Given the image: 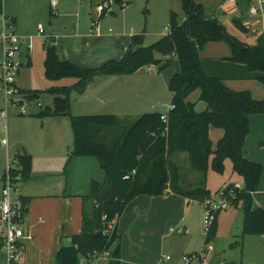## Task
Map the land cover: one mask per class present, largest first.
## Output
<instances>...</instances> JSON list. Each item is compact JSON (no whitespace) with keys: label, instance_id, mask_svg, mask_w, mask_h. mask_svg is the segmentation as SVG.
<instances>
[{"label":"rangeland","instance_id":"rangeland-1","mask_svg":"<svg viewBox=\"0 0 264 264\" xmlns=\"http://www.w3.org/2000/svg\"><path fill=\"white\" fill-rule=\"evenodd\" d=\"M48 2L5 0L6 11L9 10L17 17L18 32L32 37L27 64L23 59L26 49L22 47L21 52L17 53L18 59L25 64L17 77L18 85L25 91H37L39 94L36 100L42 106L37 107L36 101H25L27 114L21 115L17 107H10L6 120L0 118V175L6 168L7 155L14 157L21 147L32 157L27 184L17 185L21 196L27 197L29 205L24 219V264H55L59 240L67 243L69 232L74 231L75 234L80 231L79 196L89 194L92 180L101 181L104 178L95 158H69L72 130L68 117L36 116L40 111L52 108L53 96L45 92L47 88L51 85L69 86L74 82L72 79H63L51 83L44 78L43 59L48 42L46 37L54 38L51 43L55 45L59 58L70 60L80 67L97 68L104 60H120L133 35L143 34V46L154 44L167 32L170 12L183 14L179 0H113L111 9L97 21L100 13L96 11V4L99 0H57L56 13L55 9H50ZM202 2L203 14L214 13L230 35L246 44H255L256 38L264 33V9L255 16L249 15L247 10L242 18L238 16L240 8L235 4L216 9L217 0ZM233 15L244 22L246 33L233 26ZM37 24L43 27L44 36L38 34ZM219 61L245 67L233 63L229 58L207 61L209 65L213 62L219 68L220 72L216 76L227 80L225 70L229 69L226 65L221 66ZM173 62L175 60L165 68L163 63L147 65L132 74L115 75L109 84H106L108 80L95 78L87 88H102V92L90 93L87 88L82 93L72 91L69 95L70 114L115 115L126 118L125 123L129 126L143 113L167 112L171 99L168 82L172 71L177 67V64L172 65ZM244 73L246 75L233 73L237 76L233 79L257 83L264 89V84L258 80L262 74L248 72L246 68ZM220 77L215 78L221 79ZM105 96L111 98L103 99ZM198 97L199 90L191 93L188 99L196 100ZM201 105L202 103H198L197 110ZM2 139L6 141L7 149L2 147ZM250 139L256 142L258 148L259 143H262L264 149V126L255 125ZM261 157L264 158V152ZM173 158L185 177L189 176L187 155L177 153ZM258 163L264 169L263 159ZM19 167L22 169L20 162ZM193 173L196 176L195 182L191 181L194 180L193 177H187L184 181H190L186 188L188 190L205 186L214 194L226 184L241 182V178L232 172L228 160L225 161L222 174L213 172L210 166L205 179L201 174ZM166 197V193L158 197L138 196L135 198L136 203H147L146 206L142 205L143 210L136 207L135 216L132 215L134 209L131 210V206L123 211L119 223L121 264H182L185 254L200 253L205 245L201 225L203 205L192 201L187 205L189 209L184 211L178 195L170 196V199ZM237 206L216 214L214 236L206 243L212 247L207 256V264H264V235L242 236V204ZM31 210H34L33 217L30 215ZM185 227L190 228V234L169 232L171 228L184 230ZM34 229L41 231L37 235L38 240L34 236ZM166 257L168 260H164ZM190 264H199V261L193 259Z\"/></svg>","mask_w":264,"mask_h":264},{"label":"trees","instance_id":"trees-1","mask_svg":"<svg viewBox=\"0 0 264 264\" xmlns=\"http://www.w3.org/2000/svg\"><path fill=\"white\" fill-rule=\"evenodd\" d=\"M179 1L185 16L181 23L178 15L170 12L167 32L154 44L143 46V34L133 35L120 60H108L100 67L85 68L60 60L54 44L49 42L45 47L44 78L51 83L63 79L74 82L47 88L45 92L53 96L52 108L36 116L68 117L72 130L69 158L93 157L104 174L101 182L92 180L89 194L81 197L80 232L68 244L60 245L55 264H79L82 257L102 251L110 252L111 260L107 264H120L116 230L107 239L102 234L105 225L102 216L106 215V221L115 217L118 220L127 204L138 196L158 197L169 191L198 202L211 196L205 186L190 190L179 186V171L171 161L177 153H185L190 169L204 179L209 166L213 172L222 174L228 160L232 172L241 178L242 188L228 185L221 190H232L235 199L231 204H242V236L264 235V208H252V194L259 188L263 167L243 155L249 116L264 114V99L256 100L248 91H233L221 79L208 76L198 54L207 43L224 41L231 49L229 60L245 66L248 72L262 74L258 80L264 84V33L256 38L255 44H246L230 35L218 20L206 18L201 5L193 0ZM103 16L104 13L98 19ZM231 22L240 32H247L241 19ZM173 60L178 71L168 82L171 108L165 112L167 124L160 120L164 113L156 111L140 115L129 126L126 118L115 115L70 114V93H82L95 78L132 74L147 65L163 63L165 68ZM197 90L198 102L206 105L201 112L195 110V103L187 100ZM26 93L30 99H37L39 94ZM123 123L126 125L122 127ZM209 128L223 131L214 150L208 137ZM16 156L25 180L29 177L31 158L26 154ZM23 202L25 205L26 200ZM215 226L216 217L204 244L214 236Z\"/></svg>","mask_w":264,"mask_h":264},{"label":"built area","instance_id":"built-area-1","mask_svg":"<svg viewBox=\"0 0 264 264\" xmlns=\"http://www.w3.org/2000/svg\"><path fill=\"white\" fill-rule=\"evenodd\" d=\"M113 0H99L96 4L97 13L105 14L111 9ZM125 1V0H121ZM246 1L249 3L248 13L251 16L260 14L263 11L264 0H227V3ZM57 0H50V6L55 9ZM55 12V11H54ZM98 16V18H99ZM97 18V21H98ZM38 34H43L41 25H38ZM31 36L19 35L14 23L4 14H0V118L6 120L10 107H17L19 114L25 115L26 102L36 101L37 107L41 104L36 99H30L29 94L22 91L17 85V77L21 68L25 65L18 57L22 47L26 49V56L29 55V43ZM27 45V46H25ZM27 64V61H26ZM170 105L168 110L170 109ZM167 110V111H168ZM167 113L160 116V120L167 124ZM167 128L164 129L165 135ZM2 147L6 148V141L1 140ZM6 168L0 176V264H23L25 247L24 239V219L26 208L17 185L23 181L21 168L19 167L18 156L7 155ZM134 174V171L130 173ZM128 178V176H124ZM235 188L240 189L238 186ZM234 198L232 190L228 192L219 191L202 200L204 208L202 218V234L204 239L208 236L210 228L219 211L227 210L231 206ZM105 221L102 234L107 238L113 235L117 226V218L106 221V215L102 216ZM170 233L182 234V229H169ZM212 247L206 243L200 253L183 256L182 264H190L193 259H198L199 264H207V256L211 253ZM111 260L109 251L93 252L87 257H82L79 264H101ZM164 260H168L166 257ZM218 264H225L220 262Z\"/></svg>","mask_w":264,"mask_h":264},{"label":"crops","instance_id":"crops-1","mask_svg":"<svg viewBox=\"0 0 264 264\" xmlns=\"http://www.w3.org/2000/svg\"><path fill=\"white\" fill-rule=\"evenodd\" d=\"M49 2H48V5H49V7H50V9L52 10V8H51V6H50V0H48ZM196 4H199V5H202V0H193ZM90 3H91V1H89ZM81 3V2H80ZM217 5H218V7L216 8V9H220V8H222V7H225V6H228V5H232V4H235V6L236 7H239L240 8V11L237 13L238 14V16H241L242 18H243V16H244V14H246L247 13V10H248V8H249V4H248V6L246 5V3L243 1H239V2H236V3H227V0H217ZM243 4H244V6H243ZM57 6V5H56ZM244 7H246V9H244ZM263 9H264V7H263ZM246 10V11H245ZM215 11V10H214ZM55 13H56V8H55ZM0 14H4L5 16H7L13 23H14V25H15V27H16V31H17V33L19 34V35H23V36H29V35H25L24 33H20V32H18V28H17V17H16V15L15 14H12L9 10L8 11H6V3H5V0H0ZM177 14V13H176ZM240 14V15H239ZM249 14V13H248ZM97 15V14H96ZM178 15V14H177ZM204 16L206 17V18H214V19H216V20H218L217 18H216V16H215V14L214 13H207V14H204ZM77 17H79V16H77ZM104 17V16H103ZM103 17H101L100 19H98V21L99 20H101ZM234 18H236V19H238V17L236 16V15H233V17L231 18V20L232 19H234ZM185 19V16H184V14H179L178 15V21H179V23H181L183 20ZM94 20V18H92L91 19V21H93ZM219 21V20H218ZM220 22V21H219ZM221 23V22H220ZM243 24V26H245L244 25V22L242 23ZM38 25H40V24H37V27H38ZM246 27V26H245ZM42 29H43V27H42ZM37 30H38V28H37ZM252 32V31H251ZM252 33H254V32H252ZM166 34V33H165ZM45 35V31H44V29H43V34L41 35V36H44ZM254 35H255V33H254ZM48 39V40H47ZM46 40L48 41V42H46V43H51L52 41H54V38L51 36V37H46ZM45 40V41H46ZM198 54H199V57H200V59H201V61H202V65H203V68H204V71H205V73L208 75V76H210V77H220V76H216V75H218L217 73L218 72H220V70H219V68L215 65V64H213V62H211V64L209 65V63L207 62V61H211V59H228V58H230V55H231V49H230V46H229V44L228 43H226V42H224V41H220V42H212V43H207L201 50H199V52H198ZM23 59H25L26 61H27V63H28V61H29V55L28 56H26V53H23ZM111 59H114V58H111ZM111 59H107V61L108 60H111ZM44 60V59H43ZM60 60H64V59H61L60 58ZM206 60V62H204ZM65 61V60H64ZM66 61H70V60H66ZM70 62H72V61H70ZM106 62V60H104L103 61V63H105ZM220 62V61H219ZM73 63V62H72ZM102 63V64H103ZM101 64V65H102ZM176 64H177V62L175 61V62H173L172 63V65L174 66H176ZM220 64H221V66H223V65H226L227 67H228V71H226L225 70V73L227 74V76H228V80L227 79H224V78H222V77H220L221 78V80H223V83L229 88V89H231V90H238V91H243V90H246V91H249L250 92V94L252 95V97L254 98V99H256V100H261V99H264V89H262L257 83H251V82H249V81H241V82H238V81H236V80H234L233 79V77H237V76H234V74L235 75H246L245 73H244V71H245V67L243 68V67H237V66H235V65H231V64H229V63H225V62H220ZM178 71V65H177V67H176V69L175 70H173L172 71V74H171V76L175 73V72H177ZM223 71V70H222ZM234 73V74H233ZM19 75V74H18ZM116 76L114 75V76H108V77H100V78H97L98 80H108L107 82H106V84H109L110 83V81H112V80H114V78H115ZM170 79V78H169ZM17 85H18V82H17ZM96 86V85H95ZM102 86H104V85H102ZM18 87H19V85H18ZM20 88V87H19ZM21 89V88H20ZM88 89V88H87ZM22 91H24V92H31V91H35V90H27V91H25V90H23V89H21ZM89 90V92L90 93H101L102 92V88H100V89H95V87H92L91 89H88ZM106 97H108V96H105V97H103V99L104 98H106ZM114 97V96H113ZM108 98H111V96H109ZM187 100L188 101H190V102H193V103H195V110L197 111V112H201V111H203V110H205V108H206V105L204 104V103H202V102H198V98L196 99V100H189L188 98H187ZM100 102H102L103 103V100H101ZM198 103H202V105L200 106V108L197 110V107H198ZM148 113V112H147ZM144 114V113H143ZM92 115H109V114H92ZM257 126V125H260V126H264V114H259V115H250L249 116V134H248V136L246 137V139H245V142H244V146H243V155H244V157L247 159V160H250V161H253V162H259L260 161V159H263V161H264V158H262L261 157V153L262 152H264V149H263V144L262 143H259L260 144V147L258 148L257 147V145H256V142H253L250 138H251V134H252V132H253V128H254V126ZM222 135H223V131L222 130H220V129H215V128H209V131H208V137L210 138V141H211V146H212V150H214L215 149V147H216V144H217V142H218V140L222 137ZM214 145H215V147H214ZM20 152L22 153V154H20ZM23 154H26V155H29L30 156V158H31V161H32V157H31V155L29 154V153H27L22 147L20 148V150L18 151V152H16L15 153V155H23ZM176 154H174L171 158V161H172V163H174L175 165H176V163H175V158H173L174 156H175ZM183 156H184V154H182ZM185 157V156H184ZM257 162V163H258ZM177 166V165H176ZM177 168H178V171H179V181H178V184H179V186L182 188V189H184V190H186V188H188L189 187V185H190V181L188 180V183H186V182H184L185 181V179L187 178V177H193L192 179H194V180H191V181H193V182H195V175H194V173H193V171L190 169V167H189V171H187V173L189 174V176H187V177H185V175L183 174L184 172L182 171V169L181 168H179L178 166H177ZM3 174V173H2ZM1 174V175H2ZM0 175V176H1ZM103 180V179H102ZM101 180V181H102ZM101 181H98V182H101ZM27 182H28V178L27 179H25L21 184L22 185H24L25 186V184H27ZM236 183V184H235ZM234 184H231V183H229V184H226V185H224L223 187H220L218 190H221L222 188H225L226 186H228V185H234V186H238L239 188H242V180H241V182L239 183V182H235ZM239 183V184H238ZM206 188V187H205ZM207 189V188H206ZM209 190V189H208ZM218 190H216L215 192H217ZM214 192V193H215ZM166 194H168V197H166V199H170V196H173V195H176V194H173V193H171V192H169V191H167V193ZM83 195H80L79 197H80V199H81V197H82ZM85 196V195H84ZM22 198L23 199H25L26 200V204H25V208H26V212H25V214L27 213V210H28V208H29V205H27V197H25V196H23L22 195ZM179 198H181L180 200H179V202H181V206H184V208H183V210L185 211V210H187V209H189V207H187V205L188 204H190L192 201H195V200H189V199H186V198H183V197H180L179 196ZM136 199H134L133 201H131L127 206H126V209L124 210V212L127 210V207L128 206H131V210L132 209H134L133 210V212H132V215L133 216H135V215H137V213H135L134 211H136L135 210V208L136 207H140V209L141 210H143L142 209V205L143 206H146L147 205V203H144V204H142V205H140V204H138V203H136V201H135ZM177 200V199H176ZM198 202V201H197ZM148 205L150 206V203H148ZM238 204H231V206L232 207H236ZM230 206V207H231ZM81 207H82V199H81V204H80V214H79V220H80V229H81ZM238 207V206H237ZM129 208V207H128ZM252 208L253 209H256V208H264V169H263V172H262V176H261V179H260V184H259V188H258V190L255 192V193H253L252 194ZM124 212H123V214H124ZM187 213V212H186ZM185 213V214H186ZM33 214H34V210H31L30 211V215H31V217H33ZM122 214V215H123ZM120 216L119 218H118V221H117V226H116V233H117V236H118V239H119V246H120V250H121V230H120V228H119V223H120V220H121V217H123V216ZM26 216V215H25ZM131 219H132V217H131ZM131 219L129 220V223L131 222ZM39 221L40 222H42V219L41 218H39ZM38 223H36V221H35V225H37ZM38 226V225H37ZM80 232V231H79ZM78 232V233H79ZM40 233H41V231L40 230H36V229H34V236L36 237V239L38 240V238H37V235H40ZM74 233V231H72V232H69L68 233V236H67V243H63L62 241H61V239L59 240V245H58V248H57V251H58V249H59V247H60V245H62V244H68L69 243V241H70V238L73 236V235H76V234H78V233H75V234H73ZM183 234L185 233V234H190V228H184V230H183V232H182ZM24 247H25V245H24ZM24 253H25V251H24ZM194 253V252H193ZM193 253H188V254H185V255H189V254H193ZM196 253V252H195ZM183 255V254H182ZM119 263L121 264V261H120V254H119ZM108 263V261H106V262H102V264H107ZM23 264H24V261H23ZM122 264H124V263H122Z\"/></svg>","mask_w":264,"mask_h":264}]
</instances>
